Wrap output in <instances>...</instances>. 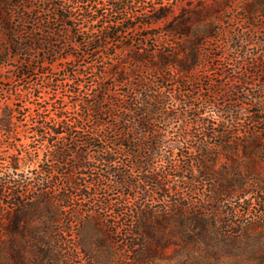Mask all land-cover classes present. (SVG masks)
Returning <instances> with one entry per match:
<instances>
[{"label": "trees", "instance_id": "obj_1", "mask_svg": "<svg viewBox=\"0 0 264 264\" xmlns=\"http://www.w3.org/2000/svg\"><path fill=\"white\" fill-rule=\"evenodd\" d=\"M237 1L0 0L37 79L0 107V264H221L264 240V0L240 29Z\"/></svg>", "mask_w": 264, "mask_h": 264}, {"label": "rangeland", "instance_id": "obj_2", "mask_svg": "<svg viewBox=\"0 0 264 264\" xmlns=\"http://www.w3.org/2000/svg\"><path fill=\"white\" fill-rule=\"evenodd\" d=\"M192 1L197 2V0H192ZM203 1L211 2L212 0H203ZM243 1L244 0L237 1V3H235L230 9V13H231V16L233 17V20L229 24L239 29L244 26L243 25L244 21L242 20V13H241V3ZM34 3L35 5H39V2L37 1H34ZM181 3L184 4L186 2L182 1L179 3V5H181ZM229 24L225 23V26L227 27ZM146 33H147L146 31L138 29L132 32L131 34H128V38L133 39L134 41L139 43L144 39V35ZM116 46H117L116 50H118V52H121V46L120 45H116ZM81 47L82 46L78 43L77 44L72 43L71 45L68 46L67 50L65 51L66 53L76 54L79 52ZM34 56L35 54H33V57ZM19 58L20 57L13 55L11 48H10V43L3 29V24L0 21V59L4 61L0 65V107L2 105H5L6 103L7 104L9 103L10 105L14 103V106H15V103H18L16 102L17 94L20 92L28 91V89L34 87L35 84L37 83V79L35 80L31 79V81H28L27 79H24V80L18 79L19 71L21 69V62ZM92 59L94 58L88 55H86L83 58L76 59V60H75V57L69 56V58H67V60H64V61H66L69 64H74V62H76L75 63L76 65L83 66V65H89ZM102 59H103L102 56L98 55L97 57H95V62L102 63L101 62ZM62 75L58 76V78L62 79L63 78ZM239 149H242V148H239ZM2 162L3 160L0 159V167L2 166ZM251 162L252 161L250 159H245L243 162V165L245 166L244 171H246L247 174L249 173L250 170H252ZM225 163H226V159L222 158L219 161L218 166L221 167ZM0 169L3 170L5 169V167H1ZM262 169L264 170V164H263ZM252 206L253 207L250 208L251 211H249L250 217L255 218L261 213L264 214V212H261V211H264V207L261 206L259 202L256 201V203H254ZM81 228H82V225L80 226V229ZM86 228H87V225L84 226V229ZM259 237H260V234H251L245 241L246 249L242 251V254H240V256H238L237 258H232L230 256L223 257L221 264H264V262L261 263L262 257L259 256L261 254H264V240L262 238H260L259 240ZM101 257L105 258V255L101 254ZM81 258H84V257L82 256ZM177 259L180 261L181 259H183V257H180ZM175 262L177 263L176 259L174 263ZM164 264H167V263H164ZM189 264H198V263L196 259H194L193 261L189 262ZM201 264H207V261Z\"/></svg>", "mask_w": 264, "mask_h": 264}]
</instances>
